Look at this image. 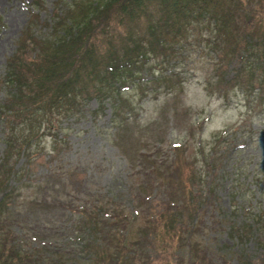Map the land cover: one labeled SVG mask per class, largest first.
Listing matches in <instances>:
<instances>
[{"label":"rangeland","instance_id":"374dc122","mask_svg":"<svg viewBox=\"0 0 264 264\" xmlns=\"http://www.w3.org/2000/svg\"><path fill=\"white\" fill-rule=\"evenodd\" d=\"M36 1H40L38 7L42 5L38 27L49 34L45 27L55 0H0V77ZM198 46L191 48L184 64H173L168 59L170 51L153 55L152 66L160 69L172 63L165 73L174 74V80L183 84L171 80L170 88H163V83L145 69L134 78L137 85L129 79L121 91L128 99L127 108L122 105L115 113L110 103L102 110L97 99L84 101L80 103V114L56 119L62 126L46 131L41 145L46 150L33 141L29 156H23V160L16 158L20 152L13 151L15 144L8 149L4 136L25 122L24 115L11 112L13 87H0V178L15 189L3 218L6 226L11 224L13 228L17 223L12 235L24 239L26 250L31 245V229H40V237L50 236L53 240L57 236L52 231H57V247L67 246L69 253L77 250L80 240L68 230L82 233V222L90 218L92 211L102 214V208L104 215L116 218V223L121 222L133 232L129 242L134 241L135 248L141 250L139 228L145 225V212L150 210L157 217L173 206L187 211L186 201L193 196L194 207L200 204V218L193 217L201 223L200 235L189 241L185 222L179 221L166 242L150 240L143 245L151 247L146 257L151 264H264V246L260 244L264 235L245 244L232 235L246 216L260 218V212L264 214V115L245 114L244 99L239 94L232 93L227 101L211 95L208 79L222 66L230 70L233 65L221 66L218 55ZM153 87L159 90L148 93ZM52 137L59 141L53 143ZM219 145L218 155L210 158L214 155L212 149ZM6 148L13 153L11 163L3 161ZM23 162L19 176L14 179L10 174L7 180V167L18 168ZM207 162L214 166L206 167ZM222 168L227 172L223 173ZM27 177L35 179V185ZM40 180L42 183L37 184ZM1 190L3 198L6 186ZM173 200L179 204L171 205ZM184 219L189 221L190 216L186 214ZM20 222L24 223L22 227ZM64 226L66 232L62 233ZM27 229L30 234L22 233ZM260 231L264 232V226ZM16 232L24 237L16 236ZM185 242L189 249L195 242L200 247L196 259L193 254H183L179 246ZM33 246L43 248L41 243L33 242ZM52 248L51 252H58L54 245ZM133 256L144 263L137 253Z\"/></svg>","mask_w":264,"mask_h":264},{"label":"trees","instance_id":"16d2710c","mask_svg":"<svg viewBox=\"0 0 264 264\" xmlns=\"http://www.w3.org/2000/svg\"><path fill=\"white\" fill-rule=\"evenodd\" d=\"M37 3L40 1L34 2L28 24L16 39L15 50L8 56L0 77V87L8 84L15 90L11 112L16 116L24 115L25 122L4 136L8 149L15 144L13 151L20 152L16 158L23 160V156H29L33 141L41 146L46 131H56V125L61 127L56 119L80 114V103L84 101L97 99L102 110L110 103L115 113L122 105L127 108L128 99L121 91L129 79L133 82L145 69H149L156 81L163 83V88H170L168 81L171 80L174 84H183L181 80H174V74L165 72L172 63L184 64L195 44L218 55L221 66L233 65L230 70L222 66L208 79L211 95L227 101L232 93L239 94L244 99L245 114L250 117L264 115V0H55L45 27L49 34L38 27L41 21L38 9L42 5L38 7ZM167 51H170L168 59L173 62L160 69L152 66V59ZM222 52L223 57L220 56ZM132 84L137 85L136 81ZM150 89L148 93L159 90ZM217 136L221 141L220 132ZM51 139L53 143L59 141L55 137ZM41 147L46 150L45 145ZM219 148L220 145L211 148L214 155L210 158L215 159ZM8 149L3 161L11 163L13 153L9 154ZM22 164L18 168L6 164L7 180L10 174L14 179L19 176L25 162ZM206 165L214 166L211 162ZM222 172L227 171L222 168ZM29 178L27 181L35 185V179ZM4 181L0 178V194L3 187L7 188L6 195L0 197V264H151L146 258L151 247L143 245L150 240L163 244L179 221L185 222L184 231L189 241L200 235L201 223L193 219L201 216L200 204L194 207L195 200L191 196L186 201L187 211L173 206L157 217L150 214V210L145 212V225L139 228L141 250L135 248L134 241L129 242V234L134 236L133 232L121 222L116 223V218L104 215L102 208V214L92 211L90 218L87 216L82 222V233L68 230L80 240L77 250L69 253L67 246L57 247L55 240L60 236L57 231H52L57 236L53 240L50 236L40 237V229L30 228L33 236L28 251L24 248V239L12 235L17 223L14 231L11 224L6 226L3 218L9 211L8 203L15 190ZM173 201L171 205L179 204ZM240 209L243 208L240 206ZM70 211L78 215L76 210L70 208ZM186 214L190 216L189 221L184 219ZM260 214V218L257 215L243 218L232 235L243 244L263 236L260 230L264 226V214ZM252 219L256 224L250 222ZM7 221L11 223L10 219ZM21 224L24 223L20 222V227ZM65 229L66 226L62 233ZM30 232L27 229L22 233ZM33 242L43 244V248L37 249L39 247H34ZM260 244L264 246V241ZM53 245L58 249L55 254L51 252ZM191 245V249L186 242L179 247L183 248V254H193L192 258L196 259V249H201L196 242ZM136 253L144 263L133 256Z\"/></svg>","mask_w":264,"mask_h":264}]
</instances>
